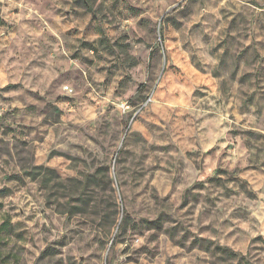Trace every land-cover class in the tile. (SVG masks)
<instances>
[{"label": "rangeland", "instance_id": "obj_1", "mask_svg": "<svg viewBox=\"0 0 264 264\" xmlns=\"http://www.w3.org/2000/svg\"><path fill=\"white\" fill-rule=\"evenodd\" d=\"M171 2L174 7L149 14L155 0H0V249L10 241L36 249V225L28 221L45 209L52 208L58 225L41 228L43 248L34 261L35 253L20 247L22 261L9 252L0 264L9 259L14 264H95L107 243L105 228L116 219L118 231L108 251L117 264H264V229L239 227L249 223L255 199L250 182L264 177L259 159L264 135L235 125L224 134L229 140L239 134L242 148L257 147L244 169L224 165L215 148L206 154L215 167L204 179L193 176L188 164L196 146L211 142L218 131L213 120L205 125L207 135L195 131L201 122L196 114L208 107L202 89L216 91L210 79L236 101L229 112L252 116L255 127L264 129V9L247 10L248 4L261 7L258 0H246L235 13L211 11L220 0ZM10 4L17 6L6 12ZM24 5L35 7L43 19L27 14ZM50 61L59 67L52 68ZM90 67L107 73L106 84L123 75L118 92L135 91L147 68L146 95L137 108L142 112L149 102L151 119L143 128L129 130L125 124L113 153L129 160L125 167L133 176L155 180L138 203L125 206L121 198L118 207H108L106 173L98 174L95 164L81 158L87 151L83 126L61 107L66 99L83 106L84 95L69 98L59 89L65 83L82 86V73ZM194 70L197 78L191 77ZM209 115L219 118L215 110ZM97 163L115 171L110 161ZM243 172L250 175L245 178ZM157 185L171 191L154 198ZM33 188L39 202L29 209L16 196ZM233 196V211L218 221L217 202ZM137 240L143 242L134 247ZM125 241L127 246L117 250L115 245ZM94 244L97 250L84 255ZM105 264H110L107 258Z\"/></svg>", "mask_w": 264, "mask_h": 264}, {"label": "clouds", "instance_id": "obj_2", "mask_svg": "<svg viewBox=\"0 0 264 264\" xmlns=\"http://www.w3.org/2000/svg\"><path fill=\"white\" fill-rule=\"evenodd\" d=\"M245 3L246 0H220L217 8L211 9V11L218 13L219 9H226L229 12L235 13L237 11H242L241 5ZM258 3L261 7L248 4L247 10L250 12H259L264 9V0H258ZM16 6L17 5L10 4L5 8V11L7 12L10 8ZM56 6L59 7L60 5L57 4ZM24 7L27 9V14L31 15L35 12L36 15L41 16L43 19V14L37 11L35 7L28 5H24ZM171 7H174V3L171 2V0H167V2L166 0H155V3L152 4V7L149 10V14H152V12L155 11L166 10ZM203 11H209V9L205 8ZM232 18V16H229L228 20H232ZM192 19L193 21L198 20L199 15L194 16ZM131 23V21H127L125 22V25H130ZM45 26L47 25L45 24ZM248 42L250 41H246L245 43ZM171 48L175 49L176 52H180L178 45H171ZM65 55H67V53H65ZM212 62L215 63V61ZM49 63L52 68L59 67V63L53 64L52 61ZM69 63L73 62L69 61ZM185 63H187V57H185ZM146 73L147 68L145 67L144 72L141 74V78L137 82L135 91H129L125 88L123 92H118L117 89L120 86L119 82L124 80L123 75H114L109 83L106 84L107 73L98 72L96 67H90L82 73V86L77 87L65 83L59 89L63 95L69 98L80 95L86 97L82 107L75 104L70 105L68 99L63 101L61 107H66L68 112L73 114L70 115L68 119L78 117L76 123L83 126L80 129V133L86 142L87 151L82 154L81 158L90 164H95V170L98 174L106 173V179L103 183L106 185L105 190L109 193V196L112 197V201L108 205L110 209L114 206L118 207L121 203V198L124 199L125 206L142 201L146 193L149 192L150 185L155 184V180L147 175L143 177L133 176L131 168L125 167L126 164H129V160L126 159L123 154L117 155L115 158L113 156V153L116 152V149L119 147L120 141L123 138L125 124L129 126V130L143 128L145 122L151 119L148 113L153 112L154 108L149 102L145 101L144 111L141 112L137 108V105L146 95V87L148 84ZM207 74L209 78L210 73ZM198 75L199 72L194 70V74L191 77L197 78ZM210 81L211 85L215 86L216 91L213 92L209 89H202V91L206 93L203 100L206 101L208 107L200 110L196 114L195 119L201 120V122L200 124L195 125V131L200 133L202 137L207 135L209 129H207L205 125L209 120L214 121L218 131L211 142L207 144H198L195 148V152L192 154L191 158L188 159L189 168L192 171L193 176L199 179H204L209 173L213 172L215 165L209 163L208 156L206 155L213 148L217 150L218 155H223L225 157L223 163L229 168L239 166V168L244 169L248 166L249 158L257 155V147H252L250 149L241 147L242 141L239 134L231 140L225 138L224 134L230 131L233 125L244 131H259L264 135V129H258L255 127L254 117H242L234 111L229 112V109L232 108L236 101L231 97L229 92L221 93L217 91L218 85L214 79H210ZM4 83H7V81H4ZM162 86L163 85H159L158 87ZM180 87V85H177V88ZM217 101H219V105H217ZM220 109H223L222 115H219ZM213 110L219 115L218 119L209 115ZM230 116H232L233 119H229ZM205 117L206 119H201ZM242 120L244 121L243 123L241 122ZM152 122L162 127L158 120L153 119ZM259 159L260 161H264V152L259 154ZM97 161H110L115 167V171H113L112 166H109L106 163H97ZM0 167H4L3 164H0ZM9 170V168H4L5 173ZM242 175L247 178L250 173L243 172ZM0 179H3V175H0ZM258 179L260 180L259 183L250 182L254 183L252 192L255 193V199H253L249 205V223L240 224L239 227L241 229H249L250 226H259L264 229V211H262L264 210V203H262L264 202V177H258ZM229 187H231V185H229ZM170 191V188L166 187L161 189L157 185L153 192V197L161 198ZM215 195L216 193H213V196ZM21 196L23 197V200L19 201L21 205L23 203H28L29 209L38 205L39 193H37L34 188L30 193L21 189L20 192L17 193L16 199H19ZM236 199L237 197L235 196L230 197L228 200H224L222 197L220 198L215 209L218 221L225 219L231 214L235 207L233 201ZM111 214L112 213H109V215ZM205 223H207V221H205ZM28 224L30 227L33 224L36 225L33 231L38 234L36 237L37 248L33 249L30 244H26L23 241H10L6 247L0 249V260L11 252L14 257H17V259L22 261L24 254L20 253L17 255V250L18 248L23 247L30 249L35 253L32 257V260L34 261L36 256L39 255V249L43 248V245L39 243L40 238L44 235V233L41 232V228L53 230L58 226L57 218L52 208L45 209L42 213H38L33 220L28 221ZM118 224L119 219H116L114 223L106 226L105 231L107 234L103 239L106 240L107 243L98 251L100 259L96 260L95 264H105L106 258L110 261V264H117L116 260H112L109 256L108 250L112 246V238L118 231ZM228 231H233V229L229 228ZM255 234V232L252 233V235ZM142 242V240H137L133 246L136 247ZM126 246L127 241L115 245L117 250L123 249ZM97 247L98 245L94 244L88 252L83 254L88 255L89 252L96 251ZM118 259L122 260L123 257L120 256ZM5 264H14V261L9 259ZM144 264H146V262H144Z\"/></svg>", "mask_w": 264, "mask_h": 264}]
</instances>
